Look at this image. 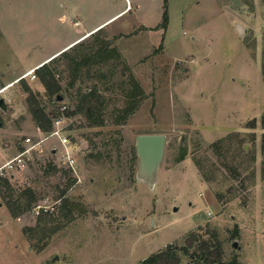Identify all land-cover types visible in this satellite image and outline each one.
Returning a JSON list of instances; mask_svg holds the SVG:
<instances>
[{
    "label": "rangeland",
    "instance_id": "374dc122",
    "mask_svg": "<svg viewBox=\"0 0 264 264\" xmlns=\"http://www.w3.org/2000/svg\"><path fill=\"white\" fill-rule=\"evenodd\" d=\"M68 1L0 0V264H139L168 248L177 249L168 264H264V4L250 0L251 10L242 0H216L225 10L219 13L204 0L199 10L195 0H166L163 37L161 29L140 27L161 23V0H128L144 5L115 20L126 0ZM70 9L82 14L84 27L108 21L125 35L80 36ZM95 37L121 62L82 72L69 89L59 60L53 68L61 102L29 79L35 59ZM129 75L144 98L118 123ZM94 86L103 99L101 127L71 113L79 92ZM26 89L37 93L49 132L32 121ZM153 134L166 136L156 195L134 181L135 137ZM23 153L24 167H4ZM27 190L36 201L13 216L17 205L24 209ZM37 205L50 210L35 217Z\"/></svg>",
    "mask_w": 264,
    "mask_h": 264
},
{
    "label": "trees",
    "instance_id": "16d2710c",
    "mask_svg": "<svg viewBox=\"0 0 264 264\" xmlns=\"http://www.w3.org/2000/svg\"><path fill=\"white\" fill-rule=\"evenodd\" d=\"M242 1L243 4L247 5L249 9L252 10L253 5L252 3H250V0ZM260 3L264 4V0H260ZM167 23L168 17L166 11V0H164L161 23L153 30L161 29L165 31ZM59 60H62L66 63L69 76L68 88L71 89L81 79L82 72H85L86 75H90V70L93 67L102 64L105 65L110 60L121 62V57L118 52L115 51V49L110 48L107 45V41L103 39L99 40L98 37H95L94 41L90 45L82 43L71 49L70 52H64L60 54L57 59H53L52 61L43 64L35 70V77L38 78L39 83L42 85L45 95L52 98H55L61 92V87L59 82L55 79V70L53 68L54 64H56V62H58ZM123 68L124 71L128 72V68L126 66H124ZM261 76L264 80V47L262 50L261 57ZM127 81L129 89L124 92V98L126 100L127 107L121 110L122 115H120L118 123L125 122L127 117H129L136 111L140 102L144 98L143 91L131 75H129ZM26 90L29 93V99L27 100V104L29 106V114L32 118V121L42 132H49L51 130V121L49 116L46 114L44 108L41 107L40 103L38 102L37 93H34L30 89ZM77 98L78 104L76 110L74 111V113H71L84 114L85 118L89 121V125L92 127L103 126L104 121L102 119L101 113L103 108V99L102 95L98 92L97 87L94 86L92 89H89L86 92L80 91ZM249 128H255L254 121L251 123ZM231 137L232 136H228L224 139H221L216 143L210 145L209 148L216 149L218 146L228 141ZM261 152L263 155V160L261 162V180L264 181V136L262 138ZM194 164L197 167L201 177L203 179H206V172L202 170L199 163L195 161ZM5 183L7 184V181ZM21 198H26L28 201L25 203L24 209L18 205L17 207H15V210L11 209L13 216L25 213L26 210L31 208L32 203L36 201V198L34 197V194L31 190L23 191L20 194V199ZM176 251L177 249L168 248L167 251L152 255L139 264H159L160 262L162 264H168L172 258L175 259Z\"/></svg>",
    "mask_w": 264,
    "mask_h": 264
},
{
    "label": "water",
    "instance_id": "95a60500",
    "mask_svg": "<svg viewBox=\"0 0 264 264\" xmlns=\"http://www.w3.org/2000/svg\"><path fill=\"white\" fill-rule=\"evenodd\" d=\"M235 27L239 37H242L245 34L244 27L239 23H236ZM61 101L62 97L58 95L55 102ZM3 104V100L0 99V108H3ZM165 145V135L153 134L135 137L134 152L137 157V166L134 181L145 186L152 195L157 193L158 172L164 157Z\"/></svg>",
    "mask_w": 264,
    "mask_h": 264
},
{
    "label": "crops",
    "instance_id": "0c3cea01",
    "mask_svg": "<svg viewBox=\"0 0 264 264\" xmlns=\"http://www.w3.org/2000/svg\"><path fill=\"white\" fill-rule=\"evenodd\" d=\"M68 1V0H67ZM196 1V5H197V8H198V10L200 9V6H201V4H200V2L202 1V0H195ZM256 1L257 2H259V0H254V3H256ZM116 2H123V0H117ZM240 2V4H241V0L239 1ZM68 3L70 4V6H73V5H75V3H77L76 2V0H69L68 1ZM113 3V2H112ZM115 3V2H114ZM126 7H124V8H120L119 10H117V11H119V13L115 16V14L112 16V20H115L116 19V17H119L120 16V18H122V17H124V16H126V15H129V14H131L132 12H135V13H137L140 9V7L142 6V5H144V4H142V3H139L138 2V5H136V6H134L133 7V5L128 1V0H126ZM204 4H206V5H212V7L216 10V11H218L219 13H221V12H224L225 13V10L224 11H221V9H220V6L218 5V3H217V1L216 0H204ZM243 4V3H242ZM163 5H164V0H161V2H160V4L158 5L159 6V8H158V10H157V15L159 14V16L161 17V19H162V13H163ZM243 5H245V4H243ZM133 8V9H132ZM226 12H228V10H226ZM69 13H70V15L72 14H77V16H76V19L75 20H73V23H74V21H77L76 23H78V26H76L78 29H77V31H78V33L79 34H81L80 36H85L86 34H89V33H94L95 31H99V30H105L109 35H116V34H121V35H125L124 33H122V32H119V30H117V29H112V28H109V25H107V24H104V23H108V21H105V22H103V23H98V24H96V25H94L93 27H90V28H87L86 26L84 27V25H83V22H82V20H80V19H82V14H80V15H78V13L76 12V11H74V9H70V11H69ZM157 25L158 24H156V25H152V26H143V25H141L140 27H143V28H146V29H149V28H153V27H157ZM135 28V27H134ZM167 29H168V23H167V27H166V30L165 31H163V30H160V31H162L161 33H162V36L164 37V35L166 34V32H167ZM159 30L157 31V30H155V33L157 32V33H159L160 32ZM85 34V35H84ZM127 34V33H126ZM162 40H163V38H162ZM161 40V41H162ZM57 45H59V44H57ZM69 44H68V42L64 45V44H61V45H59V46H56V47H54L50 52H48V53H45V56H40L39 58H37V59H35V63L37 64L36 65V67L33 69V70H30V71H35L38 67H40V66H42L43 64H45V63H47V62H49L52 58H54L55 56H57V55H59L61 52H63L64 50H65V47H67ZM30 76V75H29ZM36 87H39L43 92H44V89H43V87H42V85L41 84H37L36 85Z\"/></svg>",
    "mask_w": 264,
    "mask_h": 264
},
{
    "label": "built area",
    "instance_id": "2783aa9c",
    "mask_svg": "<svg viewBox=\"0 0 264 264\" xmlns=\"http://www.w3.org/2000/svg\"><path fill=\"white\" fill-rule=\"evenodd\" d=\"M29 79L31 80H35L36 77H35V74L34 73H31L30 76H29ZM26 153H23L19 156H17L16 158H14L12 161L8 162L6 165H4L5 168H12L13 165L18 167V168H22L24 167V158H25V155ZM66 162L67 164L73 168L74 166V160L73 158L68 155L66 157ZM50 209L48 207H45L44 205H37L33 208V214L35 217L39 216L42 212H48Z\"/></svg>",
    "mask_w": 264,
    "mask_h": 264
}]
</instances>
